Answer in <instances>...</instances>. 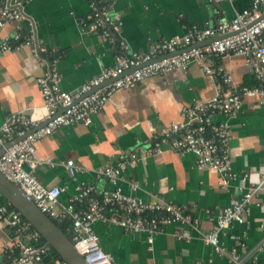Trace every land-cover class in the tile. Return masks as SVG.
I'll return each mask as SVG.
<instances>
[{
    "label": "crops",
    "instance_id": "obj_1",
    "mask_svg": "<svg viewBox=\"0 0 264 264\" xmlns=\"http://www.w3.org/2000/svg\"><path fill=\"white\" fill-rule=\"evenodd\" d=\"M251 1L115 0L114 11L121 15L122 25L114 32L111 42L78 24L88 11V0H30L22 7L21 21L0 27V39L18 31L25 36L32 32L35 38L33 46L23 45L0 56V127L12 112L43 123L46 109L36 79L49 70L52 56L48 50L58 56L61 89L76 91L102 69L114 65L116 55L127 57L132 50L145 51L151 42L182 35L192 24L203 26L221 17L229 19L235 12L250 7ZM120 40L126 49L120 47ZM38 43L47 51L34 53ZM221 63L236 83H253L252 72L243 56L228 55ZM217 82L208 78L196 62H191L185 70L175 68L166 74L147 77L134 86L117 89L102 110L93 115L90 124L61 126L37 141L36 155L42 162L36 167L35 175L45 186L63 188L59 195L62 204H68L77 194L76 185L80 182L94 187L93 198H99L104 188L112 189L113 185L105 177L96 176V169L115 164L120 155L135 153L137 160L124 172L126 181L121 183L124 191L145 201L153 200L156 194L183 205L198 218L195 229L179 226L186 234L182 240L173 234L175 224L149 238L145 233L128 231L112 223L95 222L93 228L100 246L118 264L196 261L229 264L225 255L217 253L202 238L203 232L214 228L204 210L218 211L238 197L241 188L244 191L259 182L264 172V100L245 97L240 110L230 119L229 154L237 177L228 185L220 184L214 170L196 168V158L191 153L180 155L165 147L161 154H145L146 145L155 136L172 121L181 120L182 107L210 99ZM69 158L81 168L76 179L68 175L62 164ZM131 181H138L140 188L130 190ZM3 199L6 201L0 196V201L5 202ZM263 224L264 192L258 191L250 203L246 222L233 223L219 231V241L227 250L235 249L243 254L263 236ZM15 241L13 228L1 223L0 249ZM25 241L36 245L40 242L28 236ZM58 258L49 249L42 261L57 264ZM258 264H264V251L258 255Z\"/></svg>",
    "mask_w": 264,
    "mask_h": 264
},
{
    "label": "built area",
    "instance_id": "obj_2",
    "mask_svg": "<svg viewBox=\"0 0 264 264\" xmlns=\"http://www.w3.org/2000/svg\"><path fill=\"white\" fill-rule=\"evenodd\" d=\"M29 1L0 0V27L21 21L24 18L22 7ZM114 4L115 0H88V11L78 24L82 29L98 33L112 42L114 32L119 31L122 25V17L114 11ZM24 36L18 31L11 37L0 39V56L23 45L33 46L35 38L32 32ZM206 39L211 41L203 43ZM119 45L126 49L122 40ZM39 51L47 49L38 43L34 53ZM48 53L52 56L49 70L36 79L46 109V115L41 119L45 124L40 126L39 121L20 113L12 112L6 116L0 127V146L18 136L23 138L7 147L0 156V171L51 219L68 221L73 246L87 264H118L114 256L99 244L93 228L97 221L145 233L149 238L175 224L177 228L173 234L177 239H186L179 226L195 229L198 224V218L186 207L156 194L153 200L145 201L124 191L121 185L126 181L124 172L137 160L135 153L120 155L115 164L96 169V176L105 177L113 185L112 189L104 188L99 198H93L94 187L80 182L76 185L77 194L68 204H62L59 195L63 188L45 186L35 175L36 167L42 162L36 155V143L61 126L90 124L93 115L102 110L117 89L134 86L147 77L166 74L175 68L185 70L191 62H196L208 78L218 81L214 95L206 101L182 107L181 120L172 121L155 136L146 145L145 154H161L165 147L180 155L191 153L195 155L196 168L214 170L219 175L220 184L228 185L237 177L229 154L232 138L230 119L240 110L245 97L264 100V0H252L250 7L235 12L229 19L221 17L213 24L187 26L184 34L151 42L145 51L132 50L127 57L116 55L114 65L102 69L76 91L61 89L58 56L53 51L48 50ZM228 55L244 57L252 72V84L234 81L230 71L221 63V59ZM215 116L221 118L216 120ZM62 164L68 175L76 179L81 169L79 165L71 158ZM129 186L130 190L136 191L140 183L131 181ZM258 191L264 192V172L256 185L244 191L241 188L240 195L234 197L229 205L216 212L208 208L204 210L214 228L203 232L202 238L212 244L217 253L225 255L229 264H258V255L264 251V234L243 254L235 249L227 250L218 238L219 231L233 223L246 222L250 203ZM1 223L13 228L16 241L0 249V264H43V255L50 247L25 241L28 236L36 242L41 235L7 201H0ZM261 228L264 230V224ZM232 238L236 237L232 235ZM241 244L244 245V241ZM56 263L66 264L59 258ZM191 264L202 263L196 261Z\"/></svg>",
    "mask_w": 264,
    "mask_h": 264
},
{
    "label": "water",
    "instance_id": "obj_3",
    "mask_svg": "<svg viewBox=\"0 0 264 264\" xmlns=\"http://www.w3.org/2000/svg\"><path fill=\"white\" fill-rule=\"evenodd\" d=\"M210 41L211 39H206L203 43ZM59 111H62V109H59ZM44 124L45 122L41 123L40 126ZM22 138L23 136H18L12 141H8L0 146V156L7 147ZM0 195L31 223L34 229L43 237L50 249L53 248L57 252L59 259L65 261L66 264H87L83 256L74 248L71 234L63 230L61 222L54 221L42 212L33 200L7 179L1 171Z\"/></svg>",
    "mask_w": 264,
    "mask_h": 264
},
{
    "label": "trees",
    "instance_id": "obj_4",
    "mask_svg": "<svg viewBox=\"0 0 264 264\" xmlns=\"http://www.w3.org/2000/svg\"><path fill=\"white\" fill-rule=\"evenodd\" d=\"M246 84V83H245ZM4 200V199H3ZM5 201V200H4ZM70 227V225H69V223L68 222H63L62 223V228H63V230L64 231H68V228ZM38 241H40L38 244H44L45 243V240L43 239V237L41 236L39 239H38ZM37 241V242H38ZM51 252H52V254L55 256V257H58V254H57V252L53 249V248H51Z\"/></svg>",
    "mask_w": 264,
    "mask_h": 264
}]
</instances>
